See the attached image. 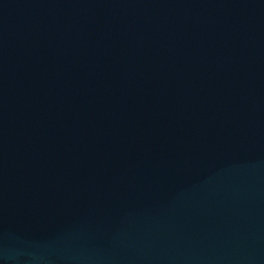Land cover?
<instances>
[{"label":"water","instance_id":"95a60500","mask_svg":"<svg viewBox=\"0 0 264 264\" xmlns=\"http://www.w3.org/2000/svg\"><path fill=\"white\" fill-rule=\"evenodd\" d=\"M0 264H264V0H0Z\"/></svg>","mask_w":264,"mask_h":264}]
</instances>
